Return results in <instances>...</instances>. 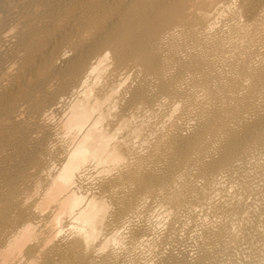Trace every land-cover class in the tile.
Returning <instances> with one entry per match:
<instances>
[{
    "label": "bare ground",
    "instance_id": "1",
    "mask_svg": "<svg viewBox=\"0 0 264 264\" xmlns=\"http://www.w3.org/2000/svg\"><path fill=\"white\" fill-rule=\"evenodd\" d=\"M0 264H264V0H0Z\"/></svg>",
    "mask_w": 264,
    "mask_h": 264
},
{
    "label": "rangeland",
    "instance_id": "2",
    "mask_svg": "<svg viewBox=\"0 0 264 264\" xmlns=\"http://www.w3.org/2000/svg\"><path fill=\"white\" fill-rule=\"evenodd\" d=\"M189 257H190V256H189ZM191 257H193V255H191ZM191 257H190V258H191Z\"/></svg>",
    "mask_w": 264,
    "mask_h": 264
}]
</instances>
